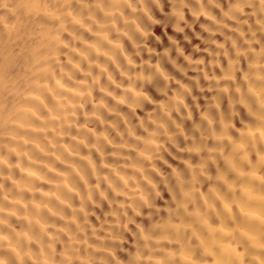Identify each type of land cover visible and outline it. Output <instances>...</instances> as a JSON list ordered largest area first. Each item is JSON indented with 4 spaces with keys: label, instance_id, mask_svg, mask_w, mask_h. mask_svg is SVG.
I'll list each match as a JSON object with an SVG mask.
<instances>
[{
    "label": "clouds",
    "instance_id": "obj_1",
    "mask_svg": "<svg viewBox=\"0 0 264 264\" xmlns=\"http://www.w3.org/2000/svg\"><path fill=\"white\" fill-rule=\"evenodd\" d=\"M0 264H264V0H0Z\"/></svg>",
    "mask_w": 264,
    "mask_h": 264
}]
</instances>
